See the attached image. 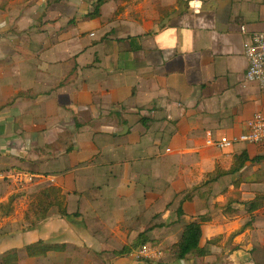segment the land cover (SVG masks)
I'll return each instance as SVG.
<instances>
[{
	"label": "crops",
	"instance_id": "crops-1",
	"mask_svg": "<svg viewBox=\"0 0 264 264\" xmlns=\"http://www.w3.org/2000/svg\"><path fill=\"white\" fill-rule=\"evenodd\" d=\"M123 3L153 23L139 20L132 35L112 25L123 39L110 52L34 44L57 55L41 66L17 55L15 29L0 25V170L36 176L31 189L57 186L73 215L43 221L18 242L65 244L46 254L57 264H87L71 259L88 252L127 264L136 257L115 256L109 243L144 233L162 250L155 264H264V145L205 143L208 131L242 133L264 109L244 56L246 37L264 34V0ZM20 92L30 94L13 102ZM14 186L8 200L29 188ZM195 222L204 254L173 259L166 248Z\"/></svg>",
	"mask_w": 264,
	"mask_h": 264
},
{
	"label": "rangeland",
	"instance_id": "rangeland-1",
	"mask_svg": "<svg viewBox=\"0 0 264 264\" xmlns=\"http://www.w3.org/2000/svg\"><path fill=\"white\" fill-rule=\"evenodd\" d=\"M115 1L117 2L115 6L101 8L99 18L90 19L87 18L86 15L94 10L95 0H0V25L15 29L9 36V39L10 41L15 40L20 45V49L18 48L16 50V54L20 55L21 58L28 57L27 54L33 56L38 59L40 66L48 62H54L55 59H57V55L54 49L44 50L42 48L39 50L35 45L47 48L50 44V48L59 46V49H65L71 46L73 50H86L97 46L99 48L98 52H110L111 46L113 45L110 43L123 39L120 34L114 36L110 32L112 25L117 26L121 24L125 27L130 26L132 27L131 32H125V34L132 35L136 34L134 32L138 31L137 23L139 20L145 19L147 22L153 23L154 18L146 13H141L137 7L130 5V3L122 4L124 0ZM133 1L134 0H131V2ZM113 31L117 30L115 29ZM254 34L256 33L248 35L245 40ZM115 37H117L118 40H116ZM85 42L91 44V46L86 47L84 45ZM103 47L105 48L103 49ZM115 50L114 46V51ZM87 57H91V55L88 54ZM73 62L74 61L71 63ZM96 68L105 69L103 65H98ZM85 73L95 72L93 70H87ZM258 88L262 90L259 86ZM259 92L260 94L263 93L261 91ZM38 144L31 145L28 150L36 151V146H38ZM263 145L264 144H258L256 146ZM219 150L226 151L224 149ZM26 185H28L27 187L29 188L19 187L22 189V192L18 193L19 197L14 204V212L10 216L0 219V264L3 263L2 258L4 255L11 251L14 252L17 257V261L13 264H57L58 256L56 254L50 258H48L46 254L38 257H29L27 255L25 245L27 244L28 246L30 243L33 244L38 241L18 242V239L28 232L40 230L43 221L58 217L57 215L59 214L57 208H53L55 216L52 217L51 215L48 219L45 218L47 216H43L44 218H42V214L36 213L33 206H37L39 198L42 196L41 190L46 189L48 186L42 188L39 184L33 186L39 189H31L29 183ZM13 186L14 185H10L9 182L0 185V188L4 187L0 192V203L5 202L2 204H8L12 197H14V199L17 197V194H13L10 196L9 200L7 199L11 194H8L10 191L9 187ZM14 187L17 188V186ZM51 187L57 186L53 185ZM60 198L63 204L66 205L65 197L62 195ZM133 242L134 241L129 242L128 245L120 243L121 246L118 242H111L109 245L113 247L116 253L125 247L131 248V253L127 255H129V257H136V261L139 259V261H142L144 264L156 263L155 258L147 260L138 258L135 251L144 246L133 248ZM154 244V242H149V244L145 246H149L150 250H156L157 246ZM116 253L115 256L120 257L116 255ZM86 254L87 256L83 255V258L71 259V261H87V264H111V261H106L101 257L91 259L92 255L89 252ZM135 260L127 262V264H131L135 262Z\"/></svg>",
	"mask_w": 264,
	"mask_h": 264
},
{
	"label": "trees",
	"instance_id": "trees-1",
	"mask_svg": "<svg viewBox=\"0 0 264 264\" xmlns=\"http://www.w3.org/2000/svg\"><path fill=\"white\" fill-rule=\"evenodd\" d=\"M106 1L105 0H95V7L94 10L89 12L86 17L90 19H95L99 18L100 16V11L101 8L105 5ZM133 39V38H130ZM28 94L26 92H20L18 93L14 99H19V98H25ZM46 94V93H45ZM41 95V94H40ZM31 98L37 97V95H29ZM13 102L9 103L10 105ZM8 104V105H9ZM6 105V106H8ZM6 106H3L5 108ZM247 158L243 157V161H245ZM243 165V164H241ZM42 196L39 198V202L37 206H33V209L35 210L36 213L42 214L46 219L50 218L52 215L55 216V213L53 212V208H57L58 215L61 217H71L73 215H70L63 204L61 200V189L57 187H51L48 186L46 189H42ZM14 199L12 197L9 200L8 204H2L0 205V219L4 217L10 216L14 212V204L18 200V195ZM5 203V202H4ZM51 213V214H50ZM50 214V215H49ZM57 215V216H58ZM179 217L182 216V211L179 209L178 211ZM202 237V227L198 222L191 223L187 225L182 233V236L180 240L173 244L170 245L166 248V251L171 254L173 259L175 260H181V259H186L187 257H190L191 255H198L202 256L204 254L203 248H200V241ZM149 242H152L146 234H140L136 240L133 242V248H139L141 246L148 245ZM66 247L65 244L57 245V244H49L43 240H40L36 243L30 244L26 246L25 250L26 253L29 257H38V256H43L45 254H48L49 252H58L62 251ZM131 248H123L117 252V255L120 257H123L127 254L131 253ZM17 261V257L15 256L14 252H7L4 257L2 258V264H13L14 262Z\"/></svg>",
	"mask_w": 264,
	"mask_h": 264
},
{
	"label": "built area",
	"instance_id": "built-area-1",
	"mask_svg": "<svg viewBox=\"0 0 264 264\" xmlns=\"http://www.w3.org/2000/svg\"><path fill=\"white\" fill-rule=\"evenodd\" d=\"M198 11L199 9H195ZM244 56L248 61V68L245 74L246 82L255 84L264 90V34L256 33L247 38L245 42ZM206 145L218 149H232L236 145H258L264 144V112L255 113L247 123L245 131L231 137L216 139L211 131L206 133ZM36 176L14 172L9 169L0 170V184L26 185L34 182ZM25 183V184H24ZM140 259L155 258L158 261L162 256V250H150L149 246H144L135 251Z\"/></svg>",
	"mask_w": 264,
	"mask_h": 264
}]
</instances>
